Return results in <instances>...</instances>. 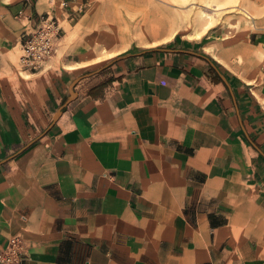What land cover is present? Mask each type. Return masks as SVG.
<instances>
[{"label": "crops", "instance_id": "crops-1", "mask_svg": "<svg viewBox=\"0 0 264 264\" xmlns=\"http://www.w3.org/2000/svg\"><path fill=\"white\" fill-rule=\"evenodd\" d=\"M2 3L21 11L0 40L12 264H264V30L241 61L215 35L177 34L98 68L55 56L20 75L23 31L43 13L68 21L83 0Z\"/></svg>", "mask_w": 264, "mask_h": 264}, {"label": "rangeland", "instance_id": "rangeland-1", "mask_svg": "<svg viewBox=\"0 0 264 264\" xmlns=\"http://www.w3.org/2000/svg\"><path fill=\"white\" fill-rule=\"evenodd\" d=\"M20 16V8L0 4V40L7 46ZM68 18L58 16L63 31L44 65L56 56L58 66L98 68L131 44L150 46L177 34L195 39L215 35L241 61L250 33L264 30V0H83ZM13 51L20 75H26L19 62L21 46Z\"/></svg>", "mask_w": 264, "mask_h": 264}, {"label": "built area", "instance_id": "built-area-1", "mask_svg": "<svg viewBox=\"0 0 264 264\" xmlns=\"http://www.w3.org/2000/svg\"><path fill=\"white\" fill-rule=\"evenodd\" d=\"M62 27L56 16L43 13L38 18L37 25L30 31H23L20 36L22 53L19 62L29 70L40 68L43 62L51 56L55 42L59 39ZM21 241L18 236L10 238L8 244L0 249V264L15 262Z\"/></svg>", "mask_w": 264, "mask_h": 264}, {"label": "bare ground", "instance_id": "bare-ground-1", "mask_svg": "<svg viewBox=\"0 0 264 264\" xmlns=\"http://www.w3.org/2000/svg\"><path fill=\"white\" fill-rule=\"evenodd\" d=\"M205 17H206V16H205ZM209 24H210V26L212 25L211 22H209ZM210 26H209V28H210Z\"/></svg>", "mask_w": 264, "mask_h": 264}]
</instances>
